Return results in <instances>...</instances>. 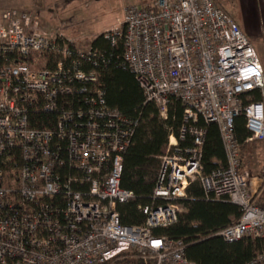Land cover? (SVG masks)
<instances>
[{
  "label": "built area",
  "instance_id": "obj_1",
  "mask_svg": "<svg viewBox=\"0 0 264 264\" xmlns=\"http://www.w3.org/2000/svg\"><path fill=\"white\" fill-rule=\"evenodd\" d=\"M117 64L130 71L161 118L180 102L157 178L138 224H123L117 204L123 155L136 121L109 107L105 50L78 45L60 28L41 29L40 12L0 10V264H108L131 252L142 264H197L186 243L156 234L177 220L197 181L205 199L239 207L217 230L225 241L264 238L258 194L264 167L240 152L264 139V73L255 48L216 0H151L122 7L99 31ZM259 96V99H255ZM243 116L245 137L234 129ZM215 124L225 160L205 172L202 147ZM17 156V159H16ZM264 248L248 262L263 264Z\"/></svg>",
  "mask_w": 264,
  "mask_h": 264
},
{
  "label": "trees",
  "instance_id": "obj_2",
  "mask_svg": "<svg viewBox=\"0 0 264 264\" xmlns=\"http://www.w3.org/2000/svg\"><path fill=\"white\" fill-rule=\"evenodd\" d=\"M68 1L70 0H30L32 6L49 10L54 17ZM91 45L105 50L110 59L104 76L107 105L137 122L130 145L123 155L120 173V186L130 190L133 196L118 203L117 210L121 223L138 224L142 222L143 214L137 209V205L148 202L168 135L178 134L182 107L179 101L172 100L167 117L161 118L157 108L152 103L145 102L143 91L134 75L117 64L115 54L119 46L111 49L105 40L96 37ZM255 99H259V96H255ZM234 129L238 136L245 137L242 115L234 119ZM252 142L254 141L245 143L240 152L243 166L247 168L251 164L252 155V151H248V145ZM224 160L217 126L211 123L207 126L202 147L203 169L207 172ZM187 190L193 192L194 198L183 202L184 208L178 212L177 220L165 228H156L154 232L182 239L186 243L184 253L188 259L197 264H248L264 248V238L251 240L241 237L225 241L215 234L217 230L238 219L239 207L226 199L203 198L197 181L190 183ZM120 256L108 264H142L131 252H123Z\"/></svg>",
  "mask_w": 264,
  "mask_h": 264
},
{
  "label": "rangeland",
  "instance_id": "obj_3",
  "mask_svg": "<svg viewBox=\"0 0 264 264\" xmlns=\"http://www.w3.org/2000/svg\"><path fill=\"white\" fill-rule=\"evenodd\" d=\"M53 1V0H47ZM151 0H70L61 6L57 15L52 16L49 10L31 5L30 0H0V10L18 7H29L40 12L41 29L52 31L60 28L66 36L74 38L78 45L89 47L97 33L111 26L115 16L121 14L122 7L134 3L137 5L149 3ZM254 26H261L260 22H252ZM249 35L264 73V32L253 31ZM244 145L242 146V149ZM252 151L251 164L248 168L256 170L258 166L264 167V139L254 141L248 145ZM245 155V154H244ZM264 182L261 187L263 190ZM263 192V191H262ZM261 192V193H262Z\"/></svg>",
  "mask_w": 264,
  "mask_h": 264
},
{
  "label": "crops",
  "instance_id": "obj_4",
  "mask_svg": "<svg viewBox=\"0 0 264 264\" xmlns=\"http://www.w3.org/2000/svg\"><path fill=\"white\" fill-rule=\"evenodd\" d=\"M216 1L234 19L239 28L245 33L250 41L251 38L249 35L255 37L252 33L253 31L264 32V0ZM252 22H260L261 26H254L252 25ZM258 202L264 203V186L263 190L260 189L258 194Z\"/></svg>",
  "mask_w": 264,
  "mask_h": 264
}]
</instances>
